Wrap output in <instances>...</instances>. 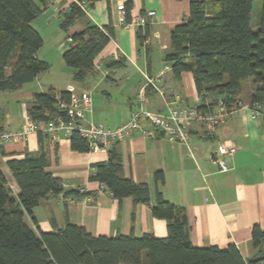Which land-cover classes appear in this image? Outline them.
Segmentation results:
<instances>
[{
	"label": "crops",
	"instance_id": "0c3cea01",
	"mask_svg": "<svg viewBox=\"0 0 264 264\" xmlns=\"http://www.w3.org/2000/svg\"><path fill=\"white\" fill-rule=\"evenodd\" d=\"M73 1L49 0L48 9L38 19H61L60 11L68 9ZM123 2L125 10L120 11L118 4ZM190 3L191 0H97L88 10V18L101 27H112L114 35L95 59L94 73L79 81V86L72 82L73 69L66 66L63 79L42 83L35 81L37 77L26 84L28 88L24 86L20 95L33 99L35 92L45 91L47 86L58 92L68 88L88 91L92 107L86 111L85 123L105 128H116L129 120L141 91L146 93L145 106L154 111L166 112V101L175 96H180L182 107L207 104L217 94L199 92L194 74L185 71L176 76L165 58L172 47L171 33L188 17ZM150 10L156 13L148 16V24H133L137 16L147 17ZM121 15L125 23L121 22ZM82 27V23H77L69 30L75 33ZM140 30L144 39L138 36ZM111 61L119 63L109 66ZM245 85L246 94L241 93L240 98L250 102L254 82L247 80ZM113 92H117L116 99H112ZM29 105L23 104L22 119L12 111L6 118L0 116V132L21 128L29 119ZM148 128V135L134 132L120 140L125 175L136 183L149 185L152 203L160 191L168 201L186 208L195 246L223 247L234 243L246 259H255L258 248L254 247L252 230L256 225L264 230V105L260 116L254 117L250 107L242 108L214 130L205 121H192L187 126L188 144L170 142L153 126ZM55 134L56 138H41L36 132L20 141L0 139V165L14 193L19 192V187L6 165L10 157L4 154H38L42 146L49 154L48 169L70 187L79 188L81 196L74 203L49 195L33 209L41 230L56 231L71 222L96 236H142L147 232L167 236V221L153 216L151 205L135 203L130 196L116 199L99 181L90 178L94 164L108 159V148L74 150L70 134L61 129ZM226 140L233 142L237 150L225 156L229 170L221 171L213 153ZM158 171L164 175L159 184L155 181ZM26 221L32 225V216L26 214Z\"/></svg>",
	"mask_w": 264,
	"mask_h": 264
},
{
	"label": "trees",
	"instance_id": "16d2710c",
	"mask_svg": "<svg viewBox=\"0 0 264 264\" xmlns=\"http://www.w3.org/2000/svg\"><path fill=\"white\" fill-rule=\"evenodd\" d=\"M96 1L74 0L59 13L65 30L83 24L69 36L71 44L63 53L77 81L94 73L95 59L114 35L112 27H101L88 18L83 2L90 9ZM48 5L49 0H0V91H22L50 68L38 55L44 39L33 25ZM252 7L253 0H191L188 17L171 33L172 47L165 58L173 73L179 77L191 71L199 92L217 94L199 106L204 113L215 111L219 99L228 106L242 100V85L247 80L254 82L250 103L264 105V0L256 27L251 24ZM138 36L145 38L142 30ZM118 63L111 61L109 66ZM70 97L69 90L58 92L53 86L33 94L27 114L38 123L41 138L51 136L46 129L50 121L71 119L68 111L59 107ZM83 122L86 124L85 119ZM70 140L74 150L90 151L88 139L79 131L73 130ZM108 150V159L94 164L90 178L103 184L116 199L130 196L135 203L151 205L153 216L167 221V236L151 232L96 236L71 222L56 231L41 230L33 209L49 195L63 200L79 198V188H65L63 179L48 169L50 158L44 146L38 154L27 152L20 157L2 152L10 157L6 165L19 192L14 193L0 165V264H264V230L259 225L252 230L258 248L255 259H246L234 243L195 246L186 208L168 201L160 191L152 203L149 185L125 175L120 141L112 142ZM155 181H164L161 171L156 172ZM26 214L32 216V225Z\"/></svg>",
	"mask_w": 264,
	"mask_h": 264
},
{
	"label": "built area",
	"instance_id": "2783aa9c",
	"mask_svg": "<svg viewBox=\"0 0 264 264\" xmlns=\"http://www.w3.org/2000/svg\"><path fill=\"white\" fill-rule=\"evenodd\" d=\"M125 3L118 4V10H125ZM87 11V3L83 2L82 5ZM154 10L147 12V17L137 16L133 20V24L146 25L149 23V17L155 15ZM121 22L125 23L124 15L120 16ZM151 81V80H150ZM71 92L69 102L61 101L60 108L66 109L71 119L66 122L62 118L58 122L50 121L46 129L51 133L53 138H56L55 132L57 130H64L66 133L71 134L73 130H77L80 134L88 139L91 151H99L103 148H108L112 142L120 141L131 136L134 132H142L145 135L149 134L148 125L153 126L156 130L163 133L168 141L176 143L189 141V133L187 126L196 119L204 120L207 127L213 130L217 125L223 124L227 117L239 112L242 108L250 107L254 117L262 114V104L259 102L250 103L243 100H237L231 106L225 104L222 99L216 102V109L210 113H204L199 107L196 106H179L180 96H175L166 101L167 111H154L145 106L147 102L145 91H141L138 96V102L131 110L130 118L127 122L117 126L116 128H105L101 124H84L83 120L86 116V111L92 107V95L88 91L74 92L72 88H68ZM29 118V116H28ZM45 129V130H46ZM39 130L37 122L32 121L30 118L18 130H6L0 133V139L4 142L20 141L27 139L30 134L36 133ZM237 146L231 141H224L219 148L213 153L214 160L218 163L221 171H228L229 166L225 159L226 155H232L236 152ZM63 186H69L68 183H63ZM102 187H105L102 184ZM70 203L77 200L74 198L65 199Z\"/></svg>",
	"mask_w": 264,
	"mask_h": 264
},
{
	"label": "rangeland",
	"instance_id": "374dc122",
	"mask_svg": "<svg viewBox=\"0 0 264 264\" xmlns=\"http://www.w3.org/2000/svg\"><path fill=\"white\" fill-rule=\"evenodd\" d=\"M261 8L262 0H253L251 21L253 27L257 26ZM61 24L62 19L60 18L56 19L53 22H48V19L45 18L36 19L33 23V25L39 30L44 39V43L40 48L38 55L41 59H44L50 63V68L38 75V78L35 80L37 82L46 83L47 81H55L57 78L61 79L62 76L64 77L65 75L64 68H66L67 65H65L66 63L64 62L63 53L70 46L71 39L69 38V36L73 33L70 30L63 29ZM72 82L77 83L79 86H82L79 81L72 80ZM245 84L246 81H244L242 85L243 95L246 94V91L244 92V90H246ZM27 86L29 85H26V88H28ZM19 92L21 91H0V116L6 118L9 115V111H12L22 119L23 104H30L32 98L21 96V93ZM116 93L117 92H113L112 99H116ZM62 183H65V181H63ZM64 187L69 188L70 185Z\"/></svg>",
	"mask_w": 264,
	"mask_h": 264
}]
</instances>
